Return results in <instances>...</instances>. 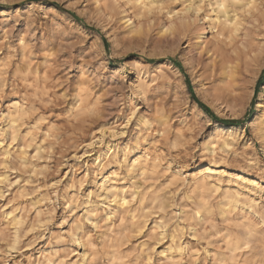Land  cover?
I'll return each mask as SVG.
<instances>
[{
  "label": "rangeland",
  "instance_id": "rangeland-1",
  "mask_svg": "<svg viewBox=\"0 0 264 264\" xmlns=\"http://www.w3.org/2000/svg\"><path fill=\"white\" fill-rule=\"evenodd\" d=\"M93 1L0 0V264H240L264 0Z\"/></svg>",
  "mask_w": 264,
  "mask_h": 264
},
{
  "label": "bare ground",
  "instance_id": "bare-ground-1",
  "mask_svg": "<svg viewBox=\"0 0 264 264\" xmlns=\"http://www.w3.org/2000/svg\"><path fill=\"white\" fill-rule=\"evenodd\" d=\"M143 1V0H142ZM229 0H218L217 1V4L219 7H222V8H225L226 7V4ZM101 0H94L93 3L94 4H100ZM142 3V2H141ZM147 5V4H146ZM145 7H148V6H145ZM126 21V19H125ZM224 60V59H223ZM231 64V61L229 60H224L221 62L220 66H219V76H220V79L221 80H226V82L232 78V69L231 67L229 66ZM262 123H264V121H262ZM220 133H223L224 131L225 132H232L233 131V128H220L219 129ZM262 137H264V133L261 134ZM224 137V136H223ZM224 145L226 146V143H224ZM210 165V164H209ZM210 167H208L206 170H205V174L207 173H212V171L209 169ZM207 178H209V176L207 175L206 176ZM192 181L193 182H196L197 181V178L196 176H193L192 177Z\"/></svg>",
  "mask_w": 264,
  "mask_h": 264
},
{
  "label": "clouds",
  "instance_id": "clouds-1",
  "mask_svg": "<svg viewBox=\"0 0 264 264\" xmlns=\"http://www.w3.org/2000/svg\"><path fill=\"white\" fill-rule=\"evenodd\" d=\"M238 252L246 255L243 256V259L240 260V257H237V260H240V264H264V242H261L259 247H255L251 242H245L243 247L237 249ZM258 252L259 255L254 256L253 253Z\"/></svg>",
  "mask_w": 264,
  "mask_h": 264
},
{
  "label": "trees",
  "instance_id": "trees-1",
  "mask_svg": "<svg viewBox=\"0 0 264 264\" xmlns=\"http://www.w3.org/2000/svg\"><path fill=\"white\" fill-rule=\"evenodd\" d=\"M201 108H203L205 111L209 112V109L203 105H201Z\"/></svg>",
  "mask_w": 264,
  "mask_h": 264
}]
</instances>
